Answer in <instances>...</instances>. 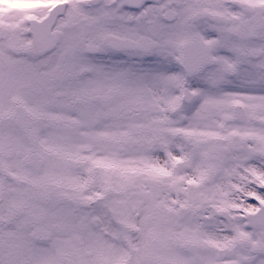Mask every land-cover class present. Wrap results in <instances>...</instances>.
<instances>
[{
  "label": "snow or ice",
  "instance_id": "1",
  "mask_svg": "<svg viewBox=\"0 0 264 264\" xmlns=\"http://www.w3.org/2000/svg\"><path fill=\"white\" fill-rule=\"evenodd\" d=\"M0 264H264V0H0Z\"/></svg>",
  "mask_w": 264,
  "mask_h": 264
}]
</instances>
